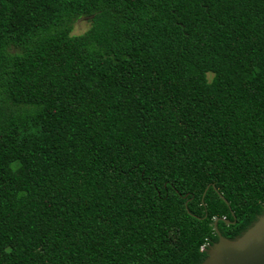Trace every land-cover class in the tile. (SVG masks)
<instances>
[{
	"label": "trees",
	"instance_id": "trees-1",
	"mask_svg": "<svg viewBox=\"0 0 264 264\" xmlns=\"http://www.w3.org/2000/svg\"><path fill=\"white\" fill-rule=\"evenodd\" d=\"M263 212L264 0H0V264H201Z\"/></svg>",
	"mask_w": 264,
	"mask_h": 264
},
{
	"label": "water",
	"instance_id": "water-1",
	"mask_svg": "<svg viewBox=\"0 0 264 264\" xmlns=\"http://www.w3.org/2000/svg\"><path fill=\"white\" fill-rule=\"evenodd\" d=\"M221 197L223 198L222 195ZM218 221L219 219L214 221L218 240L207 249L201 264H264V212L233 239L226 238L219 232ZM226 222L229 223L228 220Z\"/></svg>",
	"mask_w": 264,
	"mask_h": 264
},
{
	"label": "rangeland",
	"instance_id": "rangeland-1",
	"mask_svg": "<svg viewBox=\"0 0 264 264\" xmlns=\"http://www.w3.org/2000/svg\"><path fill=\"white\" fill-rule=\"evenodd\" d=\"M89 27H90V19L81 18L75 23L72 33L75 35L83 34Z\"/></svg>",
	"mask_w": 264,
	"mask_h": 264
},
{
	"label": "built area",
	"instance_id": "built-area-1",
	"mask_svg": "<svg viewBox=\"0 0 264 264\" xmlns=\"http://www.w3.org/2000/svg\"><path fill=\"white\" fill-rule=\"evenodd\" d=\"M208 247H209V243L206 242L204 245L201 246L200 249H201V251H204V250H206Z\"/></svg>",
	"mask_w": 264,
	"mask_h": 264
}]
</instances>
